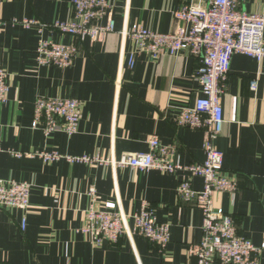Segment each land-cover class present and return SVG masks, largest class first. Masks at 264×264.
<instances>
[{"label":"crops","instance_id":"crops-1","mask_svg":"<svg viewBox=\"0 0 264 264\" xmlns=\"http://www.w3.org/2000/svg\"><path fill=\"white\" fill-rule=\"evenodd\" d=\"M188 1L197 0H110L116 31L93 41L11 22L65 21L72 14L71 0H0V67L8 85V100L0 106V177L30 183L29 208H0V264H196L188 249L201 239L202 213L194 201L179 199L176 187L182 178H189L200 190L201 177L63 157L43 161L37 155L15 157L8 152L119 158L148 151V139L156 135L162 144L174 146L183 165L202 163L203 131L175 121L181 106L191 105L201 95L195 78L199 58L182 51L153 59L141 52L129 67L135 43L122 41L117 32L133 26L175 31L181 22L173 11ZM239 7L262 12L264 0L240 1ZM42 36L77 44L72 63L38 66L36 48ZM253 80L255 89L250 88ZM224 84V123L213 144L223 153L222 173L236 180L237 190L218 192L215 203L233 217L241 234L260 246L264 243V58L258 61L235 53ZM38 96L77 99V131L45 135L32 128ZM90 187L95 189L94 200L88 194ZM106 201H115L127 214L147 204L158 222L169 224L167 245L160 250L137 234H125L116 243L93 244L80 230L84 211L91 205L103 209ZM257 264H264V250L257 255Z\"/></svg>","mask_w":264,"mask_h":264},{"label":"built area","instance_id":"built-area-1","mask_svg":"<svg viewBox=\"0 0 264 264\" xmlns=\"http://www.w3.org/2000/svg\"><path fill=\"white\" fill-rule=\"evenodd\" d=\"M245 0H197L188 1L173 11L174 18L181 22L175 31L162 33L141 26L124 27L118 30L122 41L132 39L135 50L130 53L128 66L134 65L137 53L146 52L153 59L162 55L188 52L199 58L196 76L201 95L191 105L181 106L175 121L178 125L200 129L204 134L202 163L183 165L174 146L162 144L156 135L148 139L146 152L126 153L119 158L101 154L69 156L56 151L28 153L9 149L15 157L39 156L43 161L65 158L88 164L130 167L138 171L150 169L165 173L187 171L203 180V188L196 190L189 178H182L176 187L178 198L194 201L202 213L200 241L189 247L188 254L196 264H257V255L264 250V243L256 246L241 234L233 217L215 203L218 192H235L237 183L222 173L223 153L213 139L222 133L224 118L222 93L235 53L264 58V11L247 12L239 7ZM72 14L65 21L44 23L35 18L13 20L25 28L34 26L39 32L57 30L64 34L93 41L102 40L115 32V21L110 16V0H71ZM105 20L104 23H101ZM79 51L75 43L63 44L50 37H40L36 48L38 66H69ZM256 88V81L250 82ZM8 85L6 71L0 67V106L7 102ZM80 118V102L73 98L38 96L34 101L32 128H39L45 135L61 130L68 135L77 131ZM30 183L0 177V208L30 207ZM88 194L96 198L94 187ZM85 223L81 231L89 235L93 244L103 241L116 243L123 235L137 234L157 245L162 250L170 240L169 224L158 222L152 209L143 204L140 211L123 213L115 201H106L103 209L90 206L84 211ZM130 221L132 223H130ZM22 222V229L24 228Z\"/></svg>","mask_w":264,"mask_h":264}]
</instances>
